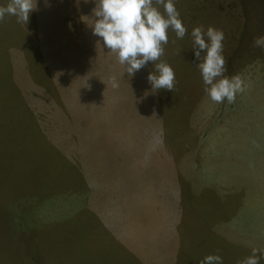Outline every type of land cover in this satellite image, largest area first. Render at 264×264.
I'll use <instances>...</instances> for the list:
<instances>
[{"label": "rangeland", "instance_id": "obj_1", "mask_svg": "<svg viewBox=\"0 0 264 264\" xmlns=\"http://www.w3.org/2000/svg\"><path fill=\"white\" fill-rule=\"evenodd\" d=\"M95 6L37 0L27 24L0 22V264H239L253 249L264 264V0H176L171 92L152 89L151 62L124 73ZM201 25L246 85L231 105L204 92Z\"/></svg>", "mask_w": 264, "mask_h": 264}, {"label": "clouds", "instance_id": "obj_2", "mask_svg": "<svg viewBox=\"0 0 264 264\" xmlns=\"http://www.w3.org/2000/svg\"><path fill=\"white\" fill-rule=\"evenodd\" d=\"M36 2L9 0L7 6H0V22L8 15L16 16L18 23L27 24L30 13L36 10ZM175 4L176 0H95L92 34L100 37L103 45L116 55L129 77L151 62L154 70L147 75L148 83L152 89L171 92L176 84L175 72L161 60L169 42L168 30L174 31L178 39H183L187 33ZM157 6L162 7L163 12ZM191 36L194 57L198 61L195 67L200 72L204 92L214 103L226 100L229 105L233 104L246 85L240 75H225L223 31L209 26L205 32L201 25L192 29ZM253 43L264 49V35L256 37ZM111 85L119 87L115 77L111 79ZM257 252L253 249L252 255L239 264H259ZM201 264H223V261L219 255H209Z\"/></svg>", "mask_w": 264, "mask_h": 264}, {"label": "crops", "instance_id": "obj_3", "mask_svg": "<svg viewBox=\"0 0 264 264\" xmlns=\"http://www.w3.org/2000/svg\"><path fill=\"white\" fill-rule=\"evenodd\" d=\"M7 234H8V233H7ZM7 234H6V235H7Z\"/></svg>", "mask_w": 264, "mask_h": 264}]
</instances>
